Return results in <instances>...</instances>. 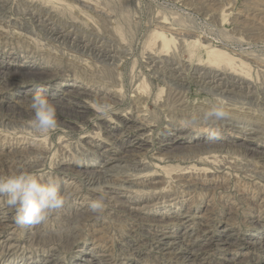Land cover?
Returning <instances> with one entry per match:
<instances>
[{
    "label": "rangeland",
    "instance_id": "rangeland-1",
    "mask_svg": "<svg viewBox=\"0 0 264 264\" xmlns=\"http://www.w3.org/2000/svg\"><path fill=\"white\" fill-rule=\"evenodd\" d=\"M263 34L264 0H0V175L66 201L18 225L0 198V264H264Z\"/></svg>",
    "mask_w": 264,
    "mask_h": 264
},
{
    "label": "clouds",
    "instance_id": "clouds-1",
    "mask_svg": "<svg viewBox=\"0 0 264 264\" xmlns=\"http://www.w3.org/2000/svg\"><path fill=\"white\" fill-rule=\"evenodd\" d=\"M91 104L102 116L113 108L107 97H97ZM29 107L34 114L29 123L40 133H47L57 126V104L49 100L45 93H35ZM95 191L101 194L90 198L89 207L93 213L102 215L114 197L104 191L103 184L97 185ZM4 197V203L16 210L15 222L18 225L39 224L66 202L58 179L45 180L42 175L24 168L0 175V198Z\"/></svg>",
    "mask_w": 264,
    "mask_h": 264
},
{
    "label": "bare ground",
    "instance_id": "bare-ground-1",
    "mask_svg": "<svg viewBox=\"0 0 264 264\" xmlns=\"http://www.w3.org/2000/svg\"><path fill=\"white\" fill-rule=\"evenodd\" d=\"M256 5V4H255ZM3 8V7H2ZM38 8V7H37ZM253 9V8H252ZM2 10V9H1ZM36 12H37V10H36ZM42 12V11H41ZM240 13V12H239ZM49 14V13H48ZM257 22V21H256ZM47 24V23H46ZM51 25V24H50ZM48 26V25H47ZM255 27H256V25H255ZM78 28V27H77ZM79 29V28H78ZM260 33V32H259ZM86 34V33H85ZM62 35V34H61ZM264 35V34H263ZM51 36V35H50ZM88 37V36H87ZM257 37V36H256ZM263 37V36H262ZM65 38V37H64ZM51 39V38H50ZM53 39V38H52ZM247 39V38H246ZM253 39V38H252ZM90 40V39H89ZM94 40V39H93ZM255 40H256V38H255ZM75 41H78V40H75ZM88 41V40H87ZM97 41V40H96ZM101 41V40H100ZM68 42V41H67ZM90 42H91V40H90ZM93 42V41H92ZM87 43H89V42H87ZM87 45V44H86ZM89 45V44H88ZM93 45V44H92ZM100 45H101V43H100ZM78 46H80L79 44H78ZM83 47H85V46H83ZM83 47H80V48H83ZM87 47V46H86ZM102 47H104V46H102ZM87 49V48H86ZM110 49V48H109ZM112 49V48H111ZM115 49V48H114ZM118 49V48H117ZM116 49V50H117ZM96 50V49H95ZM97 52L99 53V54H103V51H101L100 49H98L97 50ZM88 54V53H87ZM94 54V53H93ZM92 54V55H93ZM96 54V53H95ZM113 55V54H112ZM120 55V54H119ZM117 56V55H116ZM96 57V56H95ZM100 57V56H99ZM106 57V56H105ZM103 58V57H102ZM107 58V57H106ZM112 59H114L113 57H111ZM99 59V58H98ZM110 59V58H109ZM216 62H224L225 61V59L223 58V57H221L220 59H219V61L218 60H215ZM152 64V63H151ZM174 70V69H173ZM215 72H216V70H215ZM223 72V71H222ZM204 73V72H203ZM207 73V72H206ZM219 73H221V72H219ZM1 74V73H0ZM4 74V73H3ZM16 75V74H15ZM209 75V74H208ZM215 75V74H214ZM222 75H223V73H222ZM202 76V75H201ZM204 76H205V74H204ZM213 76V75H212ZM12 78L14 77V76H11ZM200 77V76H199ZM211 77V76H210ZM228 77V76H227ZM3 78H5V77H3ZM215 78V77H214ZM233 78H235L234 76H233ZM237 78V77H236ZM201 79V78H200ZM215 79H217V78H215ZM231 79V78H230ZM213 80V79H212ZM227 80V79H226ZM229 80V79H228ZM236 80V79H235ZM13 81V80H12ZM200 81V80H199ZM224 81V80H223ZM232 81V80H231ZM212 82V81H211ZM228 82V81H227ZM239 82V81H238ZM241 82V81H240ZM239 82V83H240ZM166 83V82H165ZM207 84V83H206ZM221 84V83H220ZM10 85V84H9ZM212 85V84H211ZM210 85V86H211ZM248 85V84H247ZM250 85V84H249ZM240 86V85H239ZM212 87H213V85H212ZM225 87V86H224ZM184 88V87H183ZM249 88V87H248ZM218 90V89H217ZM220 90V89H219ZM218 90V91H219ZM227 91V90H226ZM262 91V90H261ZM260 91V92H261ZM220 92H222V91H220ZM229 92V91H228ZM234 94V93H233ZM171 95H173V94H171ZM178 95V94H177ZM176 94H175V96H177ZM222 95H224V94H222ZM137 97V96H136ZM139 98V97H138ZM175 98V97H174ZM254 98V97H253ZM176 99H178V97L176 98ZM175 99V100H176ZM137 100V99H136ZM145 100V99H144ZM143 100V101H144ZM137 105V104H136ZM137 107H139V106H137ZM136 109H138V108H136ZM194 110V109H193ZM225 110V109H224ZM227 110V109H226ZM197 111V110H196ZM201 111V110H200ZM203 111V110H202ZM205 111V110H204ZM203 111V112H204ZM216 111V110H215ZM242 111V110H241ZM202 112V113H203ZM214 112V111H213ZM222 112V111H221ZM196 113V112H195ZM211 113V112H210ZM215 113V112H214ZM223 113H224V111H223ZM232 113V112H231ZM241 113V112H240ZM190 114V113H189ZM193 114H194V112H193ZM198 114V113H197ZM196 114V115H197ZM201 114V113H200ZM220 114V113H219ZM224 114H226V113H224ZM228 114H229V112H228ZM244 114V113H243ZM202 115V114H201ZM210 115V114H209ZM214 115V114H213ZM223 115V114H222ZM221 115V116H222ZM245 115V114H244ZM190 116V115H189ZM198 116H199V114H198ZM217 116H218V114H217ZM242 116V115H241ZM240 116V117H241ZM193 117V116H192ZM220 118V115H219V117H218V119ZM223 118H225V116L223 117ZM239 118V117H238ZM242 118V117H241ZM254 119V118H253ZM222 120V119H221ZM240 120V119H239ZM228 121V120H227ZM252 121V120H251ZM258 155H259V153H258ZM14 156V155H13ZM110 157V156H109ZM108 157V158H109ZM260 157H261V155H260ZM115 158V157H114ZM111 159V158H110ZM260 159V158H259ZM122 161V160H121ZM133 161V160H132ZM261 161V160H260ZM258 162V161H257ZM12 163V162H11ZM110 163V162H109ZM124 163V162H123ZM103 164V163H102ZM105 164H106V162H105ZM132 164V163H131ZM264 165V164H263ZM13 167V166H12ZM110 167V166H109ZM110 168H113V167H110ZM114 169H115V167H114ZM106 170H104V172H105ZM109 172V171H108ZM103 173V172H102ZM262 173V172H261ZM86 174V173H85ZM98 174V173H97ZM102 176V175H101ZM263 178V177H262ZM91 183V182H90ZM89 195V194H88ZM263 204V203H262ZM131 212H132V210H131ZM135 219V218H134ZM209 219V218H208ZM209 223V222H208ZM207 224V223H206ZM9 226L8 225H6V224H4V225H2L0 228H4V229H6V228H8ZM160 230H161V228H160ZM142 233V232H141ZM163 235V234H162ZM137 236V235H136ZM166 237V236H165ZM169 239V238H168ZM160 241V240H159ZM211 242V241H210ZM214 243V242H213ZM179 247V246H178ZM182 247H184V245L182 246ZM192 247H193V245H192ZM186 248V247H185ZM208 248V247H207ZM180 249H182V248H180ZM192 252V251H191ZM189 253V252H188ZM212 255V254H211ZM197 256V255H196ZM185 257V256H184ZM188 258V257H187ZM191 259H193V258H191ZM182 260V259H181ZM187 260V259H186ZM210 260V259H209ZM95 262V261H94ZM201 262V261H200ZM207 262V261H206ZM93 263V262H92ZM187 263V262H186ZM194 263V262H193ZM197 263V262H196ZM203 263V262H202ZM208 263V262H207ZM200 264V263H199ZM210 264V263H209ZM212 264H213V262H212Z\"/></svg>",
    "mask_w": 264,
    "mask_h": 264
}]
</instances>
